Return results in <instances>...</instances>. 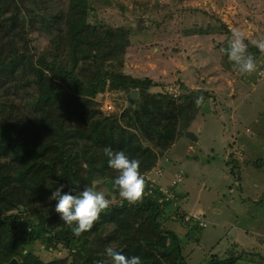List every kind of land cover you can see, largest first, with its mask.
<instances>
[{
	"label": "trees",
	"instance_id": "1",
	"mask_svg": "<svg viewBox=\"0 0 264 264\" xmlns=\"http://www.w3.org/2000/svg\"><path fill=\"white\" fill-rule=\"evenodd\" d=\"M90 7L87 0H68L67 10L56 8L55 0H0V264L13 258L18 264H111L105 254L110 245L126 257L139 255L143 264H188L190 252L181 237L192 240L207 222L199 225L200 219L192 216L185 220L181 190L169 196L162 184L148 179L138 202L114 201L117 173L108 166L104 149L138 159L140 173L150 170L188 131L196 100L193 93L181 94L182 99L149 93L158 85L151 78L119 70L129 44L123 39L126 32L113 27L102 32L104 26L87 21ZM60 25L65 26L63 36L56 33ZM33 31L49 39V49L36 58ZM106 89L128 92L130 106L120 114L127 132L102 114L89 123L98 113L90 105ZM135 89L142 99L134 103L129 93ZM259 164L261 159L252 167L264 180V165ZM98 181L106 185L111 204L91 229L76 236L49 196L60 185L62 191L73 185L79 190L95 188ZM253 182L262 191L250 190L246 198L259 204L264 184L257 178ZM252 210L233 215L236 245L241 234L259 235L262 221ZM170 218L184 224L177 223L186 234L166 226ZM252 223L256 225L247 226ZM37 242L45 250L68 249V256L43 262L32 254ZM254 247L226 258L212 254L203 264H239L246 258L248 264H262L260 248Z\"/></svg>",
	"mask_w": 264,
	"mask_h": 264
},
{
	"label": "rangeland",
	"instance_id": "2",
	"mask_svg": "<svg viewBox=\"0 0 264 264\" xmlns=\"http://www.w3.org/2000/svg\"><path fill=\"white\" fill-rule=\"evenodd\" d=\"M87 2L91 6L88 22L104 26L102 32L108 27L126 32L123 39L129 44L119 70L131 76L151 78L158 85L151 87L149 93L168 92L173 99H182L181 94L193 93L192 99L196 100V107L192 108L194 118L187 127L196 141L182 136L153 168L141 173L149 183L156 181L167 189L169 186L174 189L172 179L175 174H180L182 180L176 189L183 194L181 209L184 216L189 217L192 210L197 214L201 213L200 208L204 210V215L193 217V220L200 219L196 222L199 225L207 222L203 230L194 235L195 238L200 237L198 242L195 238L188 241L181 237L183 246L186 245V251L190 252L187 263H206L212 254L219 258L234 256L235 251L240 252L243 248L249 251L252 245L262 251L264 198L259 204L252 203L247 200L246 192L257 188L254 178L264 184L252 167V162L257 163L260 159L263 164L259 166L264 165V52L250 43L253 39L264 38V0ZM55 4L56 8L62 5L67 10L68 0H55ZM63 28L65 26L60 25L56 33L63 36ZM233 28H240L246 33L247 51L256 63L251 73L240 74L223 51ZM30 33L37 46L36 58L49 49V39L38 32ZM127 93L106 89L98 94L90 105V109L98 113L91 117L89 123L102 114L127 132V121L120 118L123 110L130 106ZM141 99L137 93L134 103ZM88 130V125L83 126V131ZM259 154L263 156L258 157ZM227 174L229 178L225 177ZM94 185L96 190H107L102 181ZM231 186L235 192L230 189ZM118 197L117 192L113 195L114 201ZM229 206H233V210ZM248 209L258 211L257 219L262 223L255 230L259 235L241 234L240 243L236 245L233 243L237 237L235 226L231 221L233 215L241 217ZM171 221L170 218L166 226L176 227L174 229L178 228L179 234H186L184 228L178 225L186 227L184 224ZM110 230L112 228L108 227ZM32 254L47 262L67 257L68 249L59 246L55 250H45L37 242ZM248 263L249 258H246L239 264Z\"/></svg>",
	"mask_w": 264,
	"mask_h": 264
},
{
	"label": "clouds",
	"instance_id": "3",
	"mask_svg": "<svg viewBox=\"0 0 264 264\" xmlns=\"http://www.w3.org/2000/svg\"><path fill=\"white\" fill-rule=\"evenodd\" d=\"M246 39V33L243 30L233 28L227 47L223 49L228 60L232 62L233 68L240 74L251 73L256 68L253 56L247 51ZM250 43L264 52V38L253 39ZM104 152L108 158V166L117 173L112 181V187L118 191L120 203L123 204L127 201L129 204H133L141 200L145 189V178L139 171L140 161L136 158H130L123 151H114L110 147H105ZM165 158L168 161L167 157ZM181 180L180 174H175L172 179L175 183L174 189L172 186L169 187V196L178 192L176 190L179 189L176 188L180 185ZM63 188L64 185H60L53 189L49 199L56 201L54 210L59 213L61 221L71 229L74 235L79 236L91 229L93 222L101 212L110 206L111 201L104 191L96 190L92 186L77 190L73 185L68 191H62ZM198 214H189V217L185 215V220H189L191 216L194 217ZM105 254L110 258L111 264H143L139 255L126 257L122 250H117L111 246L105 248ZM98 264H103V262L100 261Z\"/></svg>",
	"mask_w": 264,
	"mask_h": 264
},
{
	"label": "water",
	"instance_id": "4",
	"mask_svg": "<svg viewBox=\"0 0 264 264\" xmlns=\"http://www.w3.org/2000/svg\"><path fill=\"white\" fill-rule=\"evenodd\" d=\"M137 95V90H132L130 93H129V98L134 101L135 97ZM185 136L188 137L190 140H193L195 141L196 140V137L194 136V134L192 132H186L185 133ZM6 264H18V261L16 259H11L8 263Z\"/></svg>",
	"mask_w": 264,
	"mask_h": 264
},
{
	"label": "crops",
	"instance_id": "5",
	"mask_svg": "<svg viewBox=\"0 0 264 264\" xmlns=\"http://www.w3.org/2000/svg\"><path fill=\"white\" fill-rule=\"evenodd\" d=\"M228 208H230V209H232L233 210V206H229ZM215 209V208H214ZM200 211H201V213H204V210L202 209V208H200ZM218 212V211H217ZM190 213L191 214H195V213H197V212H195V210H192V211H190ZM219 213V212H218ZM260 254H261V257H262V259L264 260V249L261 251V248H260ZM263 252V253H262Z\"/></svg>",
	"mask_w": 264,
	"mask_h": 264
}]
</instances>
